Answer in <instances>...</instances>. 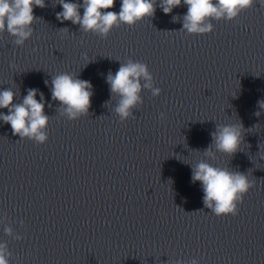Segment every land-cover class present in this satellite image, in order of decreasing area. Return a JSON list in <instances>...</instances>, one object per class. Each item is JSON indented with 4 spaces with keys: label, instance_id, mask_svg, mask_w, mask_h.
<instances>
[{
    "label": "clouds",
    "instance_id": "9594fccd",
    "mask_svg": "<svg viewBox=\"0 0 264 264\" xmlns=\"http://www.w3.org/2000/svg\"><path fill=\"white\" fill-rule=\"evenodd\" d=\"M63 9L57 13L61 22L71 21L85 32L99 33L107 38L113 27L120 24L134 26L137 22L152 17L156 11V0H121L120 11H108L116 0H83V3L59 0ZM256 0H161L160 8L165 14L172 13L174 8L186 6L183 16V31L189 34H207L214 29L212 20L226 19L231 21L239 14L251 8ZM264 5V0H260ZM34 7H45V0H0V32L7 31L16 37L15 43L23 45L32 36L31 25L37 19ZM83 8V15L80 9ZM177 17H173V20ZM141 80L145 83L142 85ZM153 77L148 66L138 61L129 60L121 63L113 74H107L106 81L112 94L120 97L115 112L123 122L131 115L133 109L141 102L139 93L143 88L150 89L153 96H159L161 89L153 88ZM48 81H45L47 84ZM92 85L71 73H61L51 80L52 99L60 102L69 120H76L86 115L91 106ZM38 89H28L20 104H14L15 93L11 89L0 91V109H8V114L0 112V120L10 124L13 135L22 139H30L38 144H44L48 135L49 117L44 114L45 102L43 93L37 100ZM258 107L264 110V100L258 101ZM256 116L260 112L255 113ZM164 114L161 113V119ZM242 124L217 125L212 136V144L204 150V155L214 158L216 151L233 156L240 149L242 142ZM192 182H200L203 189V205L216 216L236 215L238 203L253 183L247 175L227 168L214 167L201 161L192 170ZM5 233L10 235L11 229ZM11 253L6 244H0V264H9ZM195 264V262H194Z\"/></svg>",
    "mask_w": 264,
    "mask_h": 264
}]
</instances>
